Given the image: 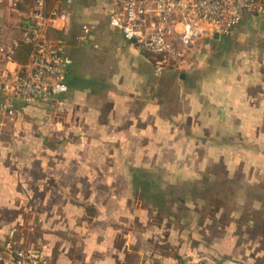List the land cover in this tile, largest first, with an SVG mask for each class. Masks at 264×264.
<instances>
[{
    "label": "crops",
    "instance_id": "1",
    "mask_svg": "<svg viewBox=\"0 0 264 264\" xmlns=\"http://www.w3.org/2000/svg\"><path fill=\"white\" fill-rule=\"evenodd\" d=\"M89 1L50 33L72 60L68 92L12 99L0 120V264L8 242L49 264H264L240 213L221 230L200 217L213 168L264 189V11L158 78L154 56L109 25L113 1ZM9 14L28 17L4 7L0 29Z\"/></svg>",
    "mask_w": 264,
    "mask_h": 264
},
{
    "label": "built area",
    "instance_id": "2",
    "mask_svg": "<svg viewBox=\"0 0 264 264\" xmlns=\"http://www.w3.org/2000/svg\"><path fill=\"white\" fill-rule=\"evenodd\" d=\"M76 1L56 0L49 8L48 0H31L29 5H24V0H0V21L4 7L28 16L19 38L9 49L0 46V53L11 59L22 45L32 48L27 63L20 64L15 71L0 73V120L8 113L13 115L12 99L32 105L68 92L67 74L72 60L50 33L57 24L69 22L63 7ZM111 1L116 11L110 15L109 25L127 41L154 56V74L158 78L169 70L183 67L199 41L213 39L216 35L227 37L247 14L264 11V0ZM82 31L81 40L85 41L90 27L84 26ZM6 249L11 264H49L41 253L17 248L11 242L7 243ZM186 264L209 263L194 261Z\"/></svg>",
    "mask_w": 264,
    "mask_h": 264
},
{
    "label": "rangeland",
    "instance_id": "3",
    "mask_svg": "<svg viewBox=\"0 0 264 264\" xmlns=\"http://www.w3.org/2000/svg\"><path fill=\"white\" fill-rule=\"evenodd\" d=\"M90 1L94 5L95 2L99 0ZM55 3L56 0H48V7L52 8ZM68 8L69 6H64L63 10L68 13ZM25 21H27L25 18H21L15 14H11L10 16L9 14V16L4 19V25L0 29V46L9 49L11 47V40L18 35V26L22 25ZM259 44L263 47L261 50H264V42H259ZM2 58V53H0V71L3 64ZM206 61L210 63V57H208ZM212 172V176L210 177H212L211 185L213 189L208 188L204 196H200L203 203L200 211L201 220L211 222L212 218H216L214 220H217V228L221 230L223 226L227 224L230 216L240 213L242 231L246 233L247 236H250V238H257L259 236V238L264 240V189L238 190V188H232L225 184L228 181V175L224 172V168H213ZM241 177L242 175H235L233 178L234 182L238 183V187L239 184H244ZM234 186L236 185H233V187ZM255 202L260 203V205L256 206ZM246 225H249L251 228L248 230ZM262 245L264 246V242H262ZM200 260L196 262H207L205 259Z\"/></svg>",
    "mask_w": 264,
    "mask_h": 264
},
{
    "label": "trees",
    "instance_id": "4",
    "mask_svg": "<svg viewBox=\"0 0 264 264\" xmlns=\"http://www.w3.org/2000/svg\"><path fill=\"white\" fill-rule=\"evenodd\" d=\"M31 0H24V5H29ZM29 3V4H28ZM24 7L22 6V9ZM31 46L30 45H22L19 47L16 51L15 56L13 57L14 61L19 64H25L27 63L29 59V55L31 53ZM205 192V191H204Z\"/></svg>",
    "mask_w": 264,
    "mask_h": 264
},
{
    "label": "water",
    "instance_id": "5",
    "mask_svg": "<svg viewBox=\"0 0 264 264\" xmlns=\"http://www.w3.org/2000/svg\"><path fill=\"white\" fill-rule=\"evenodd\" d=\"M218 37H219L218 35L215 36V38H218Z\"/></svg>",
    "mask_w": 264,
    "mask_h": 264
}]
</instances>
